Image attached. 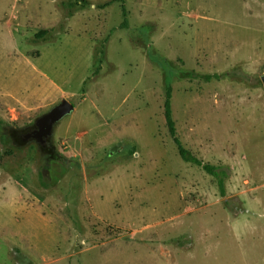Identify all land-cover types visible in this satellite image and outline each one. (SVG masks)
<instances>
[{
  "label": "rangeland",
  "instance_id": "374dc122",
  "mask_svg": "<svg viewBox=\"0 0 264 264\" xmlns=\"http://www.w3.org/2000/svg\"><path fill=\"white\" fill-rule=\"evenodd\" d=\"M76 1L0 0V264H264V0Z\"/></svg>",
  "mask_w": 264,
  "mask_h": 264
},
{
  "label": "trees",
  "instance_id": "16d2710c",
  "mask_svg": "<svg viewBox=\"0 0 264 264\" xmlns=\"http://www.w3.org/2000/svg\"><path fill=\"white\" fill-rule=\"evenodd\" d=\"M77 3L80 2L81 6L87 5L86 0H77ZM112 3H118L121 8V13L123 17V22L120 25V28H125L126 24V10L124 7V0H111L110 2L106 3L104 6H108ZM164 67L166 69V85H165V95H164V102H163V117L166 124L167 133L177 150V154L181 161L184 163L190 164L192 166L200 168L205 174L214 178L219 194L223 197L224 196V180L227 176V173L222 169L220 166H215L209 163H204L199 158L194 156L189 150H187L181 143L179 137L176 134L175 124L172 118V111H171V97H172V88L170 85V79L175 77L177 79L183 80H193V81H203V82H212V81H220L223 78L229 77H239L241 78L243 75L238 70H232L231 72H226L223 74H212V75H205V74H197L192 71H186L183 69H176L174 68L173 64L170 62H165ZM11 131V128L8 125L0 120V137ZM15 132V131H14ZM17 133V132H16ZM42 150L46 151L51 157L55 156V151L52 146L46 145L42 147ZM228 204V203H227Z\"/></svg>",
  "mask_w": 264,
  "mask_h": 264
},
{
  "label": "water",
  "instance_id": "95a60500",
  "mask_svg": "<svg viewBox=\"0 0 264 264\" xmlns=\"http://www.w3.org/2000/svg\"><path fill=\"white\" fill-rule=\"evenodd\" d=\"M264 84V76L261 77ZM74 111V106L67 100H62L59 104L52 107L47 113L40 116L35 124L34 129L27 133L23 140H33L40 147L49 145L50 138L53 134V129L62 119L70 115Z\"/></svg>",
  "mask_w": 264,
  "mask_h": 264
}]
</instances>
